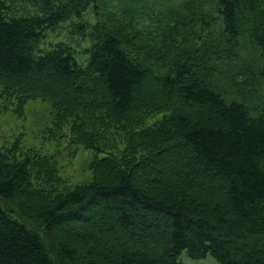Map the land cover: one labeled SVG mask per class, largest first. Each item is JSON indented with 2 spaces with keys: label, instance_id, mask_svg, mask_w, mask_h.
<instances>
[{
  "label": "trees",
  "instance_id": "16d2710c",
  "mask_svg": "<svg viewBox=\"0 0 264 264\" xmlns=\"http://www.w3.org/2000/svg\"><path fill=\"white\" fill-rule=\"evenodd\" d=\"M67 20L83 64L40 46ZM0 84L94 154L71 186L0 144V264H264V0H0Z\"/></svg>",
  "mask_w": 264,
  "mask_h": 264
},
{
  "label": "rangeland",
  "instance_id": "374dc122",
  "mask_svg": "<svg viewBox=\"0 0 264 264\" xmlns=\"http://www.w3.org/2000/svg\"><path fill=\"white\" fill-rule=\"evenodd\" d=\"M10 6L14 13L33 12V7L23 2L14 1ZM85 19L89 23L94 22V15L91 10L86 12ZM71 24L70 20H67L54 30H47L46 39L40 46L44 47L60 41L65 42L75 50L78 60L83 64L87 60V55L84 54L83 50L90 45V42L87 37L75 33L73 27L70 26ZM249 47H243L237 53L241 59L247 60L248 63L257 59V56ZM222 88L232 96H234L235 90L238 89L233 87L232 84L227 86L223 84ZM2 90L0 84V144L10 145L18 141L21 151L35 150L47 154L55 161L59 174L65 178L66 184L72 186L89 181L92 177L89 165L94 158V154L83 145L70 143L67 136L70 122H66L58 132L53 129L50 116L51 108L48 101L40 98L28 99L18 109L16 95L7 96L6 98L1 95ZM97 155L101 157L105 154L99 152ZM6 207L7 210L10 209H8V206ZM30 226L36 229L35 226ZM36 230L42 234L41 230ZM179 262V264H220L209 254L202 259H191L186 251L181 252Z\"/></svg>",
  "mask_w": 264,
  "mask_h": 264
}]
</instances>
